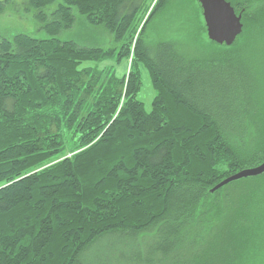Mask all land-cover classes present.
Here are the masks:
<instances>
[{
	"label": "trees",
	"instance_id": "1",
	"mask_svg": "<svg viewBox=\"0 0 264 264\" xmlns=\"http://www.w3.org/2000/svg\"><path fill=\"white\" fill-rule=\"evenodd\" d=\"M166 1L26 0L45 36L0 40V264L103 261L105 239L130 264H235L264 246V173L210 191L263 161L264 82H246L244 54L259 47L240 59L223 55L237 38L205 37L219 50L186 57L149 29ZM76 15L108 44L59 39Z\"/></svg>",
	"mask_w": 264,
	"mask_h": 264
},
{
	"label": "rangeland",
	"instance_id": "2",
	"mask_svg": "<svg viewBox=\"0 0 264 264\" xmlns=\"http://www.w3.org/2000/svg\"><path fill=\"white\" fill-rule=\"evenodd\" d=\"M153 1L155 0H152V5ZM226 1L235 8L236 14H241L243 28L242 32L236 37L237 40L235 39L236 42L233 44V49L230 52L221 51V53L224 52L223 55L225 56L233 53L232 56L242 59L238 55V52L241 54L251 42L254 44L257 42L259 48L250 52L244 50L245 55L252 56L247 65L249 75L245 73L247 76L246 82L251 85H253L252 81L264 82V28L258 31V28L256 30V27L253 25V23L258 24L260 21H264V0H251L250 4L252 3V5L241 2L242 6L244 5L246 9H249L246 13L243 12L245 8H241V5L239 6L236 2L238 0ZM197 2L198 0H167L164 7L154 15L151 24H149V29H151V34L153 35L162 34L168 39H172L179 52L186 55V57L206 59L212 56L213 51L219 49H214L213 44L206 42L205 37L207 36L202 18V10L199 2ZM235 3H237V8ZM56 4L57 1L49 6V11H52ZM26 7V0H0V40L2 38H9L16 33H28L38 37L45 36L42 31L38 30L40 24L35 19L33 10H29ZM85 24L84 20L76 15L73 27L61 31L58 38L61 40H73L84 46H106L108 44L109 36L102 28H91ZM215 57L219 56L215 55ZM153 94L148 74L142 70L141 88L137 94V98L143 103L146 111H149L151 108ZM110 242L113 241L105 239L91 252L98 254V250L99 254L103 255V261H83V264H130L128 261H117L110 258L114 256L115 252L119 253L123 250V248H115L109 252L107 247H109L108 243ZM90 255L87 254L85 259H90ZM190 264H193V262L191 261ZM235 264H264V246L258 248V250L251 249V255L244 257L242 261H236Z\"/></svg>",
	"mask_w": 264,
	"mask_h": 264
},
{
	"label": "water",
	"instance_id": "3",
	"mask_svg": "<svg viewBox=\"0 0 264 264\" xmlns=\"http://www.w3.org/2000/svg\"><path fill=\"white\" fill-rule=\"evenodd\" d=\"M204 21L207 38L219 45H231L242 32L241 14H236L233 6L226 0H198ZM264 173V160L253 167L241 169L225 177L210 191L213 192L229 182Z\"/></svg>",
	"mask_w": 264,
	"mask_h": 264
}]
</instances>
